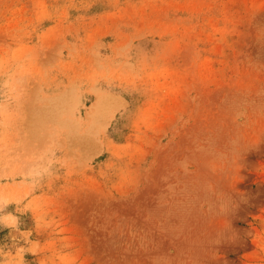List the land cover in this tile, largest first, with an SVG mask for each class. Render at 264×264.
<instances>
[{"label":"rangeland","instance_id":"374dc122","mask_svg":"<svg viewBox=\"0 0 264 264\" xmlns=\"http://www.w3.org/2000/svg\"><path fill=\"white\" fill-rule=\"evenodd\" d=\"M0 264H264V0H0Z\"/></svg>","mask_w":264,"mask_h":264}]
</instances>
